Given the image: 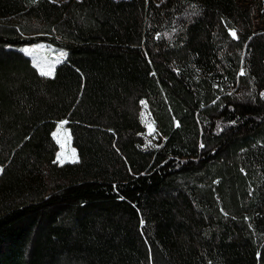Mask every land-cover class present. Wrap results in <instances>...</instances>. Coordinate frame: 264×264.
Wrapping results in <instances>:
<instances>
[{
    "label": "trees",
    "instance_id": "trees-1",
    "mask_svg": "<svg viewBox=\"0 0 264 264\" xmlns=\"http://www.w3.org/2000/svg\"><path fill=\"white\" fill-rule=\"evenodd\" d=\"M214 1L0 0V117L42 43L104 65L134 133L127 156L64 163L42 134L1 169L0 264H264V5L230 49Z\"/></svg>",
    "mask_w": 264,
    "mask_h": 264
},
{
    "label": "rangeland",
    "instance_id": "rangeland-1",
    "mask_svg": "<svg viewBox=\"0 0 264 264\" xmlns=\"http://www.w3.org/2000/svg\"><path fill=\"white\" fill-rule=\"evenodd\" d=\"M263 5L264 0H215L209 17L218 24L226 19L231 26L229 32L236 31L238 37H232L228 47L241 48L246 36L261 27L258 11ZM19 49L30 58L38 75L11 91L10 95L16 100L15 117H0V171L27 166L41 153L38 143L42 134L51 135L57 143L55 160L58 163L61 162L57 160V154L63 163L86 160L109 145L115 146L123 156L130 154L128 141L134 133L120 126L123 103L104 65L98 68L96 60L91 57L68 61L62 52L42 43L24 45ZM23 49H29L30 54ZM50 68L52 75L41 74V69L47 71ZM25 117L27 124L21 121ZM61 121L67 123L61 125ZM19 132L25 134L21 136ZM12 138L17 141H11ZM25 139L27 143H23L12 157H21L20 163H7L12 147Z\"/></svg>",
    "mask_w": 264,
    "mask_h": 264
},
{
    "label": "snow or ice",
    "instance_id": "snow-or-ice-1",
    "mask_svg": "<svg viewBox=\"0 0 264 264\" xmlns=\"http://www.w3.org/2000/svg\"><path fill=\"white\" fill-rule=\"evenodd\" d=\"M230 34L232 35L233 38H238L236 31L232 30L230 32ZM23 51L30 54V50L29 49H23ZM62 55H66V54L62 53ZM41 74L42 75H46V76H50V75L53 74V70L51 68L48 69L47 71H44L43 69H41ZM241 74H243V70H242ZM262 95H264V94H262ZM141 103H144V102L142 101ZM65 123H67V121H61V125L65 124ZM53 135L55 136L56 133H54ZM201 147H203V145H201ZM57 160L60 161L61 163H63V161L60 160V154H57ZM73 162H75V161H73Z\"/></svg>",
    "mask_w": 264,
    "mask_h": 264
}]
</instances>
